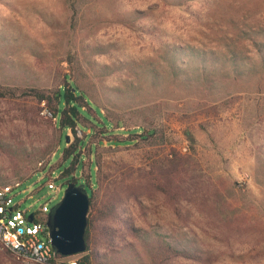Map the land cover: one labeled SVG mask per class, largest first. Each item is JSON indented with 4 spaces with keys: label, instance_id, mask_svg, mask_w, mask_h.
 <instances>
[{
    "label": "rangeland",
    "instance_id": "obj_1",
    "mask_svg": "<svg viewBox=\"0 0 264 264\" xmlns=\"http://www.w3.org/2000/svg\"><path fill=\"white\" fill-rule=\"evenodd\" d=\"M66 75L124 129L117 139L137 142L107 146L97 133L95 154L79 155L62 176L72 158L54 153V117L35 90L51 95ZM137 128L141 135L127 136ZM174 153L191 191L203 187L204 203L244 220L246 232L227 243L191 198L179 218L143 195L135 223L211 255L199 264H264V0H0V189L9 224L43 238L39 222L66 180L81 176L83 160L95 187L97 156L99 175L113 178ZM4 250L0 243V264H40ZM123 257L101 264H136ZM143 257L138 264L152 262Z\"/></svg>",
    "mask_w": 264,
    "mask_h": 264
},
{
    "label": "trees",
    "instance_id": "obj_2",
    "mask_svg": "<svg viewBox=\"0 0 264 264\" xmlns=\"http://www.w3.org/2000/svg\"><path fill=\"white\" fill-rule=\"evenodd\" d=\"M35 93L38 101L44 102L49 114L54 117V121L50 118V124L58 132L54 153L56 155L62 153L63 158H72L71 165L62 172V176L72 174L79 155L84 154L87 157L89 152L95 154L96 143L91 141V138L97 133L108 137L107 146H130L137 142L135 138L130 137L117 139L115 136L124 134V129H113L112 122L100 107L94 104L85 92L77 89L67 75L63 83L51 95L41 90H35ZM87 128L89 132L86 131ZM139 129L143 130V128L128 129L127 136L141 135ZM77 130L82 132L83 137L76 135ZM152 131L148 130L146 135H150ZM68 132L73 133L74 140H65ZM98 145H101L100 141ZM97 160L98 156L95 160V187L89 180V173L83 170L86 164L84 160L81 176L66 180V182L73 181L78 184L82 179L85 181V186L89 185V210L84 234L86 249L84 252L75 254L79 255L75 258L78 264H101L104 260H111V258H115L119 263L125 258L124 254H129L136 264H138L137 257L144 259L143 254H147L152 260L150 264L209 262L211 255L207 252L203 253L198 248L180 247L174 239L168 238L169 235L158 231H155V236L152 237L135 223L134 211L138 214L137 216L145 212L141 198L143 195L156 199L165 205L172 215L179 218L184 215L181 209L182 200L191 198L200 201L207 212L205 217L213 223L212 229L224 236L227 243L232 241L231 234L237 235L247 230L242 225L244 220H239L238 217L231 218L227 214L223 216L217 210V206L213 205L212 209L211 204H205L206 193L203 187L197 188L194 192L191 191L190 187L196 184L192 182V176H189L184 162L176 153L171 155V158L155 161L147 170L141 169L136 174L123 172L113 178H102L99 175L100 167ZM4 251L8 255L13 253L7 247ZM59 258H65V260L56 263ZM66 258L68 256L53 254L50 264H69V259L66 260ZM110 263L114 264V262ZM140 264H146V262L143 261Z\"/></svg>",
    "mask_w": 264,
    "mask_h": 264
},
{
    "label": "water",
    "instance_id": "obj_3",
    "mask_svg": "<svg viewBox=\"0 0 264 264\" xmlns=\"http://www.w3.org/2000/svg\"><path fill=\"white\" fill-rule=\"evenodd\" d=\"M68 136L66 135V141ZM89 210V193L84 184L67 181L61 199L47 212L46 225L54 254L71 256L86 249L85 229ZM34 214L28 216L33 220Z\"/></svg>",
    "mask_w": 264,
    "mask_h": 264
},
{
    "label": "built area",
    "instance_id": "obj_4",
    "mask_svg": "<svg viewBox=\"0 0 264 264\" xmlns=\"http://www.w3.org/2000/svg\"><path fill=\"white\" fill-rule=\"evenodd\" d=\"M183 149H186L183 147ZM12 209H7L5 191L0 189V243L10 249L14 255L22 260H30L40 264H50L53 251L50 246L49 232L46 218L39 222L37 230L43 234L40 238L36 233H30L18 221L9 224L5 215ZM69 264H78L74 259Z\"/></svg>",
    "mask_w": 264,
    "mask_h": 264
}]
</instances>
